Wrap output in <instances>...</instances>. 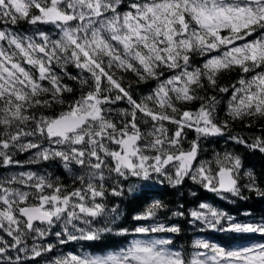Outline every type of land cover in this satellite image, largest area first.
<instances>
[{
	"label": "snow or ice",
	"instance_id": "obj_1",
	"mask_svg": "<svg viewBox=\"0 0 264 264\" xmlns=\"http://www.w3.org/2000/svg\"><path fill=\"white\" fill-rule=\"evenodd\" d=\"M129 74L150 91L134 96ZM224 74L235 79L221 84ZM237 122L260 135L232 134ZM261 122L264 0H0V170L53 163L71 179L69 186L52 173L0 175V264L52 253L46 238L58 224L60 245L101 241L119 218V206L106 201L122 196L129 178L191 180L221 199H246L244 190L264 197L234 151L201 159L213 137L264 155ZM164 207L153 201L133 219ZM187 214L201 231L260 239L237 247L194 239L177 248L152 234L178 226L139 224L131 234L148 238L102 254L61 253L48 264H264V218L236 222L204 202ZM172 215L185 216L184 206Z\"/></svg>",
	"mask_w": 264,
	"mask_h": 264
},
{
	"label": "trees",
	"instance_id": "obj_2",
	"mask_svg": "<svg viewBox=\"0 0 264 264\" xmlns=\"http://www.w3.org/2000/svg\"><path fill=\"white\" fill-rule=\"evenodd\" d=\"M28 25L21 24L20 30L28 28ZM48 28L49 26H42ZM235 79L234 74H224L220 80L221 84H227ZM132 83V90L134 96L140 98L142 94H147L150 88H146L145 85H137L134 82V78L129 74L125 79V84ZM154 86V85H153ZM219 95V94H218ZM120 107H124V104H120ZM220 118H224L223 112L220 114ZM264 123V122H261ZM232 134H240L245 137L251 135H260L258 128H245L240 123L233 124L231 128ZM195 136V133L189 132L188 139L191 140ZM234 151L241 157L242 164L244 165V171H253L259 179L261 186H264V155L258 151H249L242 145H235L232 143H225L224 139L209 138L204 141L201 148V159H211L216 152ZM17 159L25 162L29 159V154H18ZM38 171L41 173H52L53 177H60V179L71 186V179L58 165L53 163H40V164H25L23 169L10 168L8 170H0V175H11L18 171ZM242 183L246 180H242ZM121 188L123 191L122 196H109L106 203L109 207L119 206V218L115 224L111 225L113 232L106 234L105 238L101 241H69L67 244L60 245L54 234L55 231H60L61 227L58 224L53 230L52 234L46 238L47 243H53L56 245L55 250L48 254H44L41 257H37L34 260L28 257L24 258V264H48V261L61 253L67 252H89L95 254H102L104 251L119 248L124 246L128 241L133 238H148L132 235V229L143 224L144 226H155L157 224H163L165 226H178L181 231L179 233H159L152 234L153 236L166 237L173 240L175 247L188 248L190 247L194 239H206L212 243H217L225 247H237L242 244L255 243L260 237L259 235L251 234H236L226 233L220 231H214L210 229H204L200 222L195 224L190 223V217L188 216L189 209H196L199 203L204 202L211 205L213 208L232 216L236 222H258L264 218V197L258 196L254 192L243 191V195L246 199H240L237 197L228 196L227 199H221L215 193L209 192L199 185L193 184L191 180H185L181 185L173 186L164 176H153L150 180H142L137 178H129L127 182H121ZM153 201H161L164 208L157 211L155 217L145 221H135L134 216L144 213L146 208ZM183 205L185 216L177 217L172 213L177 208ZM248 213L249 215H244ZM227 223V221H224ZM83 227V225H81ZM121 229H128V234L117 235ZM78 234V233H77ZM10 239V238H6ZM28 247L31 248L32 241L28 240ZM11 256L15 257L16 252H10Z\"/></svg>",
	"mask_w": 264,
	"mask_h": 264
}]
</instances>
